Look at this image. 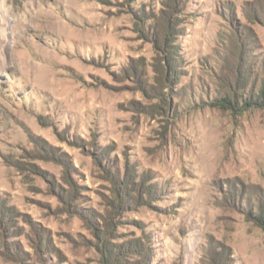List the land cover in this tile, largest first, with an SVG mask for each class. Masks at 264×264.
<instances>
[{
	"label": "rangeland",
	"instance_id": "obj_1",
	"mask_svg": "<svg viewBox=\"0 0 264 264\" xmlns=\"http://www.w3.org/2000/svg\"><path fill=\"white\" fill-rule=\"evenodd\" d=\"M168 1L0 0V264H264V111L212 103L263 68L264 0ZM124 178L154 191L122 202Z\"/></svg>",
	"mask_w": 264,
	"mask_h": 264
},
{
	"label": "trees",
	"instance_id": "obj_2",
	"mask_svg": "<svg viewBox=\"0 0 264 264\" xmlns=\"http://www.w3.org/2000/svg\"><path fill=\"white\" fill-rule=\"evenodd\" d=\"M179 3V0H169L167 7L174 9ZM256 7H258L260 18L264 22L263 5L257 3ZM248 15L251 16L252 13ZM175 26L176 22H174V15L172 11L168 10L160 16V19L153 27V42L155 46L159 48L160 55V59L155 64V72L157 75V82L161 87L167 86V83L171 85L172 81L176 79L175 63L178 59V54L176 53V46L170 44V42H172L170 38L173 36V32L176 28ZM236 41L238 43V48L241 49L243 41ZM248 46H250V42H248ZM250 56L251 54L248 53V61L244 60L241 64L237 62V64L228 68V71L233 76V81L230 80L229 83H222L221 94L212 101L215 106L237 113L250 109H261L264 111V65L259 73L254 74V69L252 68L250 70V66L253 65L252 61H249ZM247 64L248 72L240 74L239 69L242 67L245 70ZM238 65L240 66L238 67ZM139 67L141 68V64ZM111 179L115 180L114 177H111ZM152 191L154 190L150 189L149 185H146L145 180L138 184H134L131 179L128 178H124L123 182L120 183L118 187V193L123 199L122 202L128 201L129 196H137L135 201L138 202L142 198L141 194H147L149 197ZM255 195L256 198L254 202L248 201V210L246 213L248 218L257 227L264 230V190L258 188ZM41 245L42 243H39V247ZM136 247L135 245L133 252H139V259L134 261L135 264H145L143 252H146V250L136 249ZM212 264H218V261Z\"/></svg>",
	"mask_w": 264,
	"mask_h": 264
}]
</instances>
